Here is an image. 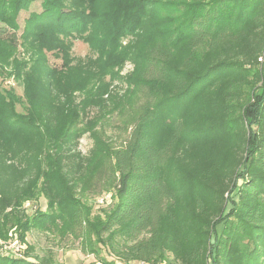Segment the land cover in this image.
Listing matches in <instances>:
<instances>
[{"label":"trees","instance_id":"16d2710c","mask_svg":"<svg viewBox=\"0 0 264 264\" xmlns=\"http://www.w3.org/2000/svg\"><path fill=\"white\" fill-rule=\"evenodd\" d=\"M35 1L0 0V43L31 54L14 66L23 102L0 87V237L38 190L48 210L22 230L59 221L100 264H264V0H40L18 35ZM74 40L131 70L83 91L89 71L45 56ZM110 105L118 146L101 129ZM101 185L114 203L94 221L82 198Z\"/></svg>","mask_w":264,"mask_h":264},{"label":"rangeland","instance_id":"374dc122","mask_svg":"<svg viewBox=\"0 0 264 264\" xmlns=\"http://www.w3.org/2000/svg\"><path fill=\"white\" fill-rule=\"evenodd\" d=\"M30 12H41L40 0L33 2L27 11H21L17 15L15 22L20 28L17 31L18 35L21 33L24 20ZM57 48L50 49V51L45 53L48 65L60 69L63 58L68 56L72 61L71 65H78V77L85 71H89L90 76L85 77L82 81L83 91H94L99 85L110 83L111 78L109 75L112 72L118 73L120 77H123L132 68L130 64L124 61L117 64L114 67V71L111 72L110 68L115 62L102 55L94 41L88 43L74 40L68 52L63 48ZM30 55V50H27L23 45L12 47L9 43H0V87L5 90L11 89L21 102H23L24 98V85L23 80L21 78L18 79L14 66L16 63H20L22 65V75L27 73L31 64L27 62ZM22 63H26V67ZM258 69L264 71V61L261 62ZM112 87H114L118 96L125 89L124 85L116 83L110 89ZM22 107L23 105L18 103L16 105L17 112H23ZM113 108L115 107L110 105L101 129L105 133L108 143L111 146H118L125 139L126 133L121 127L123 124L121 118L117 113H114ZM91 146L92 140L88 135H85L80 140L78 149L82 154H86ZM102 197H109L108 204L99 205L97 203L98 199ZM82 201L90 210L91 220H102L105 213L108 212L114 203V191L107 185H101L96 192L84 196ZM47 210V201L38 190L34 196L24 201L18 213H16L17 216L10 217L6 226H4L2 237H0V255L6 256L10 254L16 259H36L40 262L47 261L49 264H100L95 256L80 251V239L64 232L63 224L59 221L55 224H45L43 228L31 227L27 231L22 230L23 225L30 221L33 215L38 212L45 213ZM23 233L24 237L21 239L20 235ZM99 257L106 258L108 261L114 260L106 248L101 249ZM163 261H168L167 264H176L171 261L170 257L169 260Z\"/></svg>","mask_w":264,"mask_h":264},{"label":"built area","instance_id":"2783aa9c","mask_svg":"<svg viewBox=\"0 0 264 264\" xmlns=\"http://www.w3.org/2000/svg\"><path fill=\"white\" fill-rule=\"evenodd\" d=\"M258 62H260V63L263 62V58L262 57L259 58ZM108 198L107 197H102V198L98 199L97 203L99 205L108 204V202H109ZM133 264H146V263L138 261V262H134Z\"/></svg>","mask_w":264,"mask_h":264}]
</instances>
